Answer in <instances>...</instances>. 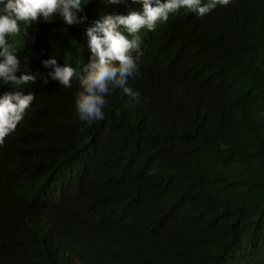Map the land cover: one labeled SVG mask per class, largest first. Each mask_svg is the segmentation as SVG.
<instances>
[{
    "label": "trees",
    "instance_id": "obj_1",
    "mask_svg": "<svg viewBox=\"0 0 264 264\" xmlns=\"http://www.w3.org/2000/svg\"><path fill=\"white\" fill-rule=\"evenodd\" d=\"M83 27H42L34 61H85ZM138 35L139 103L87 124L77 81L30 88L0 143V264H264V0Z\"/></svg>",
    "mask_w": 264,
    "mask_h": 264
},
{
    "label": "clouds",
    "instance_id": "obj_2",
    "mask_svg": "<svg viewBox=\"0 0 264 264\" xmlns=\"http://www.w3.org/2000/svg\"><path fill=\"white\" fill-rule=\"evenodd\" d=\"M231 0H104L129 10L102 15L85 23L89 0H0V143L23 119L34 99L30 88L42 78L68 88L77 81L72 107L77 119L92 124L104 119L108 97L120 91L133 104L141 93L128 81L142 55L138 34L151 33L169 20L204 16ZM132 7L130 8V6ZM169 19V20H168ZM56 20L64 26L83 25L86 60L48 55L35 62L34 34ZM43 28V29H44Z\"/></svg>",
    "mask_w": 264,
    "mask_h": 264
}]
</instances>
